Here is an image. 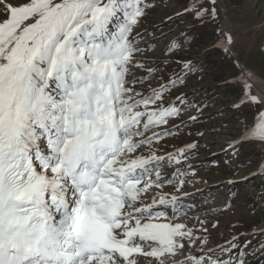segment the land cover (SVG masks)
I'll list each match as a JSON object with an SVG mask.
<instances>
[{
  "label": "snow or ice",
  "instance_id": "6c2138e0",
  "mask_svg": "<svg viewBox=\"0 0 264 264\" xmlns=\"http://www.w3.org/2000/svg\"><path fill=\"white\" fill-rule=\"evenodd\" d=\"M207 2L189 13L201 23L217 18ZM146 15L144 0H0V264H248L238 243L227 260L208 247L206 221L178 219L187 173L162 170L197 144L158 155L154 142L172 132L154 129L199 110L177 86L201 68L179 40L158 61L138 58ZM217 31L239 68L233 107L264 108L235 38ZM244 143L264 147V111L229 147Z\"/></svg>",
  "mask_w": 264,
  "mask_h": 264
},
{
  "label": "rangeland",
  "instance_id": "374dc122",
  "mask_svg": "<svg viewBox=\"0 0 264 264\" xmlns=\"http://www.w3.org/2000/svg\"><path fill=\"white\" fill-rule=\"evenodd\" d=\"M144 2L147 15L138 29L143 55L138 58L158 61L163 58L165 46L179 40L185 44L183 54L194 62L199 61L201 68L200 72L191 74L184 85L177 86L187 95V104L197 105L199 110L187 107L180 117L154 129L160 132L170 128L172 132L154 142L152 150L158 155L175 154L186 144H197L196 149L188 152V159L178 165L166 164L162 170V175L177 169L187 173L181 178L185 180L183 191L190 195L182 197L184 212L178 219L195 225L197 230L200 222L206 221L208 232L203 235L208 239V247L217 253L221 248L226 250L220 253L221 259L227 260L229 242H232L247 253L248 264H264L261 251L264 246V171L259 167L264 164V147L259 143H244L236 146L238 154L229 147V141L252 125L264 108L242 105L238 111L233 107L239 102L242 89L233 82L239 74L234 63L236 57L225 56L216 46L220 36L217 29L223 26L222 8L216 3L217 18L201 23L189 14L193 0ZM225 3L229 8L227 31L235 38V54L264 80V0H225ZM199 4L208 6L207 0H197V6ZM173 71H180L175 63L167 69L169 75ZM138 90L143 91L139 87ZM169 98L178 103L175 95ZM164 190L175 192L171 185H166ZM200 234L197 231V235ZM191 254L199 255V249L193 248Z\"/></svg>",
  "mask_w": 264,
  "mask_h": 264
},
{
  "label": "bare ground",
  "instance_id": "6f19581e",
  "mask_svg": "<svg viewBox=\"0 0 264 264\" xmlns=\"http://www.w3.org/2000/svg\"><path fill=\"white\" fill-rule=\"evenodd\" d=\"M225 6V8H222L221 11L224 15V25H225V28L227 30L228 26L227 24H229V8L227 6V4L225 3V0H221ZM241 62V61H240ZM242 63V62H241ZM243 64V63H242ZM245 69H247L251 74V80L253 82V91L255 94H259L260 93V90L261 89H264V80L257 76L254 72H252L250 69H248L245 64H243Z\"/></svg>",
  "mask_w": 264,
  "mask_h": 264
},
{
  "label": "water",
  "instance_id": "95a60500",
  "mask_svg": "<svg viewBox=\"0 0 264 264\" xmlns=\"http://www.w3.org/2000/svg\"><path fill=\"white\" fill-rule=\"evenodd\" d=\"M217 3L219 4V6L221 8H225V6H224V4H223V2L221 0H217ZM222 20H223V26H222V28H224L226 30L225 25H224V15H222Z\"/></svg>",
  "mask_w": 264,
  "mask_h": 264
},
{
  "label": "crops",
  "instance_id": "0c3cea01",
  "mask_svg": "<svg viewBox=\"0 0 264 264\" xmlns=\"http://www.w3.org/2000/svg\"><path fill=\"white\" fill-rule=\"evenodd\" d=\"M246 66V65H245ZM247 67V66H246ZM248 68V67H247ZM249 69V68H248ZM251 70V69H250ZM252 71V70H251ZM253 72V71H252ZM256 74V73H255ZM257 75V74H256ZM258 76V75H257ZM260 77V76H259ZM263 79V78H262Z\"/></svg>",
  "mask_w": 264,
  "mask_h": 264
}]
</instances>
